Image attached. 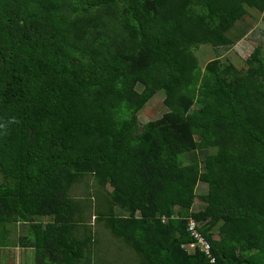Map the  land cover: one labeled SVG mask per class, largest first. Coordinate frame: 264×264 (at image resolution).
<instances>
[{"label": "trees", "instance_id": "1", "mask_svg": "<svg viewBox=\"0 0 264 264\" xmlns=\"http://www.w3.org/2000/svg\"><path fill=\"white\" fill-rule=\"evenodd\" d=\"M256 13L264 0H0V264H264V45L241 68L216 50ZM193 230L209 254L185 246Z\"/></svg>", "mask_w": 264, "mask_h": 264}, {"label": "rangeland", "instance_id": "2", "mask_svg": "<svg viewBox=\"0 0 264 264\" xmlns=\"http://www.w3.org/2000/svg\"><path fill=\"white\" fill-rule=\"evenodd\" d=\"M247 20L251 23L252 27L250 28L249 33L240 39L236 44L233 46H230L228 49L223 48H217L216 50L219 52L218 60L222 62V60H230L234 64L239 65L240 68L242 67V61L249 57L253 49L256 47L257 44L262 43L264 45V23L262 21L261 15L258 13L254 14L253 18H248ZM215 50L210 48L209 46H201L196 51V56L203 67L208 61L211 59L216 58L215 56ZM244 67V66H243ZM162 98L163 93L161 91H158L155 96L149 101V103L145 106V108L139 113V121L138 124L142 125L148 120L157 118L163 111L162 108ZM207 190V186L203 182H199L198 186L196 188V193H204ZM87 191V189L84 187V184H78L74 187L73 192L77 194L78 197H81L82 194H84ZM200 203L198 200H195L194 207L199 205ZM92 227L94 230H96L97 234L103 238L104 240H109L108 234L105 232L103 228L100 226H96V223H94V218L90 219ZM44 221H47L45 219ZM22 225V224H21ZM23 226V225H22ZM21 232H25L24 226L23 228L18 225H12V239L14 238V234ZM11 236V235H10ZM11 238V237H10ZM193 249V248H189ZM27 257L23 259L25 261L27 258H30V253L26 254ZM102 255H100L101 257ZM105 258V256H103ZM107 258L110 259V253L107 255ZM18 264V262H16Z\"/></svg>", "mask_w": 264, "mask_h": 264}, {"label": "built area", "instance_id": "3", "mask_svg": "<svg viewBox=\"0 0 264 264\" xmlns=\"http://www.w3.org/2000/svg\"><path fill=\"white\" fill-rule=\"evenodd\" d=\"M194 224L195 223L193 221L190 222L191 226H194ZM191 235L195 238V241L190 244V247H198L199 250L205 251L207 254H209L210 245L208 241L198 231L193 230Z\"/></svg>", "mask_w": 264, "mask_h": 264}, {"label": "clouds", "instance_id": "4", "mask_svg": "<svg viewBox=\"0 0 264 264\" xmlns=\"http://www.w3.org/2000/svg\"><path fill=\"white\" fill-rule=\"evenodd\" d=\"M192 242H190L189 244H187V245H185V246H187L188 248H190V244H191ZM192 248V247H191ZM195 248H193V249H189V250H194Z\"/></svg>", "mask_w": 264, "mask_h": 264}]
</instances>
